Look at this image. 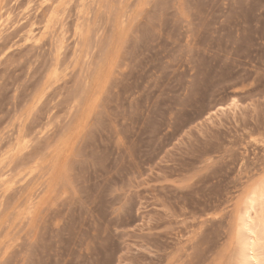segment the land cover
Here are the masks:
<instances>
[{"label":"rangeland","instance_id":"374dc122","mask_svg":"<svg viewBox=\"0 0 264 264\" xmlns=\"http://www.w3.org/2000/svg\"><path fill=\"white\" fill-rule=\"evenodd\" d=\"M263 191L264 0H0V264H244Z\"/></svg>","mask_w":264,"mask_h":264},{"label":"bare ground","instance_id":"6f19581e","mask_svg":"<svg viewBox=\"0 0 264 264\" xmlns=\"http://www.w3.org/2000/svg\"><path fill=\"white\" fill-rule=\"evenodd\" d=\"M253 196V195H252ZM264 198V191L260 194L253 196L250 201L249 210L246 212L245 219L243 221V229L245 233L249 235L248 241H245L242 245V262L244 264H264V254L260 252L261 240L264 238L263 231L261 230L260 220L258 221L251 215V212L255 211V207L260 199ZM260 202V201H259ZM262 254V255H261Z\"/></svg>","mask_w":264,"mask_h":264}]
</instances>
